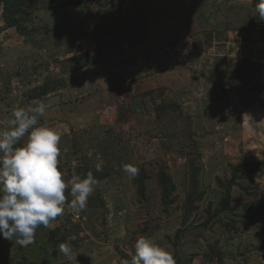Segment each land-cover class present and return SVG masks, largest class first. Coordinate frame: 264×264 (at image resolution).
<instances>
[{
  "label": "rangeland",
  "instance_id": "374dc122",
  "mask_svg": "<svg viewBox=\"0 0 264 264\" xmlns=\"http://www.w3.org/2000/svg\"><path fill=\"white\" fill-rule=\"evenodd\" d=\"M255 2L0 0V126L45 102L65 181H98L83 211L66 204L33 244L0 236V264H126L140 237L176 264H264Z\"/></svg>",
  "mask_w": 264,
  "mask_h": 264
},
{
  "label": "clouds",
  "instance_id": "9594fccd",
  "mask_svg": "<svg viewBox=\"0 0 264 264\" xmlns=\"http://www.w3.org/2000/svg\"><path fill=\"white\" fill-rule=\"evenodd\" d=\"M255 12L264 21V0H256ZM48 105L34 100L32 106L17 108L11 118L0 126V236L21 247L35 242L36 229L48 228L67 207L79 213L98 183L89 171L84 178L74 175L65 181L59 168L62 133L55 127L40 123ZM26 138V139H25ZM23 141V142H22ZM91 155V152H89ZM130 178L139 174L133 164L122 166ZM102 171V165H96ZM71 185L69 202L66 190ZM58 252L68 260L73 249L68 242L58 246ZM126 264H176L174 256L153 239L140 237Z\"/></svg>",
  "mask_w": 264,
  "mask_h": 264
},
{
  "label": "trees",
  "instance_id": "16d2710c",
  "mask_svg": "<svg viewBox=\"0 0 264 264\" xmlns=\"http://www.w3.org/2000/svg\"><path fill=\"white\" fill-rule=\"evenodd\" d=\"M9 2H10V7H13L15 4H14V0H8ZM113 18V17H112ZM259 89H261V87L259 88ZM258 89V90H259ZM166 178L168 179V176L166 175ZM167 182V181H166ZM166 193V195H167V192H165ZM229 207V203L227 202V201H224L223 202V205H222V208L223 209H227Z\"/></svg>",
  "mask_w": 264,
  "mask_h": 264
}]
</instances>
